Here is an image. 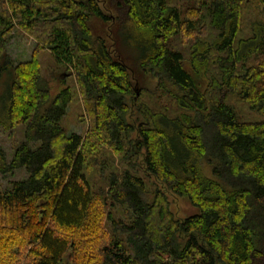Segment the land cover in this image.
Listing matches in <instances>:
<instances>
[{
  "label": "trees",
  "instance_id": "obj_1",
  "mask_svg": "<svg viewBox=\"0 0 264 264\" xmlns=\"http://www.w3.org/2000/svg\"><path fill=\"white\" fill-rule=\"evenodd\" d=\"M247 1L264 12V0H0L2 131L22 130L0 176L24 174L0 190V264H259L264 20L244 18ZM15 29L36 43L19 64ZM43 50L74 75L85 135L63 125L74 95L50 96ZM168 193L195 214L176 218Z\"/></svg>",
  "mask_w": 264,
  "mask_h": 264
},
{
  "label": "rangeland",
  "instance_id": "obj_2",
  "mask_svg": "<svg viewBox=\"0 0 264 264\" xmlns=\"http://www.w3.org/2000/svg\"><path fill=\"white\" fill-rule=\"evenodd\" d=\"M249 4L250 2L247 1V10L251 8ZM247 10L244 18L255 21L264 20V12L259 13L253 9H250L247 14ZM245 25H247V23H245ZM90 28L93 38H95V36L106 38V31L108 29L102 27L101 24L97 21H91ZM35 46L36 43L31 37H29V35H26L25 33L19 31V29H15L11 33L9 43L6 46V51L13 60L14 64H19L29 61L32 52L35 49ZM126 54L131 55V52L126 51ZM38 59L41 63V76L48 86L50 96L54 97L66 88L70 89L74 95V103L68 108V118L65 119L63 124L67 129L68 134L75 133L78 135H85L88 126V118L84 110V105L77 92L78 90L74 75L70 73V71L65 70L63 67L58 66L47 50L41 51L38 55ZM135 74L138 80L136 88L139 91H143L144 89L152 90L154 88V79L150 78L149 76L143 75V73L139 69L135 70ZM9 82L10 77L8 76V74L0 73V149L7 153V155H9L16 147L17 143L22 140V130L19 128H15L9 133L2 131V124L5 118V100L7 98V86H9ZM204 82V79L203 81H199V84L200 86H202V88L204 87ZM241 112L245 114L247 110L243 109ZM244 116L247 119L256 117V115L252 112H248V115L245 114ZM134 117H136L137 121L139 122V116ZM205 164L203 162L200 163V167L202 169L201 171L206 178H211L210 168ZM23 176V172H18L14 175H6L4 177L0 176V190L7 187L10 181L21 180ZM138 176H140L144 180L149 190H153L155 187H162L152 178L143 175V173H139ZM101 182L102 181L99 178L98 174H95V178L93 181L94 185L96 186L95 190L98 189V185H103V182ZM167 196L169 199L168 201L170 202V210L176 218H185L195 214L196 209L192 207L186 199H181L180 197L173 196L169 193L167 194ZM259 264H264V258L260 260Z\"/></svg>",
  "mask_w": 264,
  "mask_h": 264
}]
</instances>
